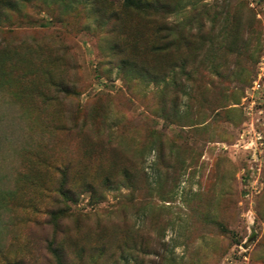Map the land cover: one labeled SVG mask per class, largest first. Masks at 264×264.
Masks as SVG:
<instances>
[{"label":"rangeland","instance_id":"374dc122","mask_svg":"<svg viewBox=\"0 0 264 264\" xmlns=\"http://www.w3.org/2000/svg\"><path fill=\"white\" fill-rule=\"evenodd\" d=\"M137 1L0 0V264H264V0Z\"/></svg>","mask_w":264,"mask_h":264},{"label":"trees","instance_id":"16d2710c","mask_svg":"<svg viewBox=\"0 0 264 264\" xmlns=\"http://www.w3.org/2000/svg\"><path fill=\"white\" fill-rule=\"evenodd\" d=\"M125 2L129 5V6H131V5H135V6H139L141 3L139 2V1H137V0H125ZM7 4H5V2H0V18L2 17V16H4V14L2 13V10H1V8L4 6H6ZM61 194H64L65 192H64V189H62L61 188V192H60ZM46 212H48L49 213V211H46Z\"/></svg>","mask_w":264,"mask_h":264}]
</instances>
